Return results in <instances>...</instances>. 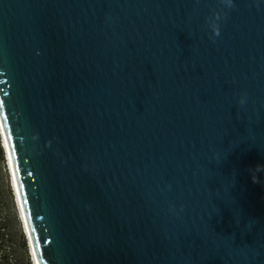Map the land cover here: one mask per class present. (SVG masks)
I'll return each instance as SVG.
<instances>
[{"label": "water", "instance_id": "water-1", "mask_svg": "<svg viewBox=\"0 0 264 264\" xmlns=\"http://www.w3.org/2000/svg\"><path fill=\"white\" fill-rule=\"evenodd\" d=\"M0 128L37 264H264V0H0Z\"/></svg>", "mask_w": 264, "mask_h": 264}, {"label": "trees", "instance_id": "trees-1", "mask_svg": "<svg viewBox=\"0 0 264 264\" xmlns=\"http://www.w3.org/2000/svg\"><path fill=\"white\" fill-rule=\"evenodd\" d=\"M4 149L0 137V264H16L13 259V255L17 254L16 249L18 252L27 254L29 242L25 236L26 233L22 231L21 226L17 222L16 211L14 210L12 218H10V210H5L7 208V201L14 202L12 188L8 182H5L1 172V166L4 167L3 164L5 163L6 156ZM7 209L10 208L8 207ZM14 241L17 243L14 244ZM27 264H31L29 257H27Z\"/></svg>", "mask_w": 264, "mask_h": 264}, {"label": "rangeland", "instance_id": "rangeland-1", "mask_svg": "<svg viewBox=\"0 0 264 264\" xmlns=\"http://www.w3.org/2000/svg\"><path fill=\"white\" fill-rule=\"evenodd\" d=\"M0 137H1V144H3V146L5 148L4 152H5V155H6L5 156V163L3 164L4 167L1 166V172H2V174L4 176L5 182H8V184L12 188L13 202H14V203H11L10 201L9 202L7 201V208L9 207L10 209L6 208L5 210H10V215H9L10 218H12V214L14 213V210L16 211L17 222L21 226L22 231L24 233H26L25 236L28 238L27 229L25 227L24 218H23V215H22L21 205H20V202H19V199H18V195H17V192H16V187H15V181H14V177H13L11 161L9 160V154L7 153L8 150H7V147L5 145V139H4V136H3L1 128H0ZM19 225H18V228H19ZM28 242H29V244H28L29 245V247H28L29 249H28V253H27L28 256H27V254L18 252V250L16 249L17 254L13 255V259H14L16 264H27V257H29V259L31 261V264H36L29 238H28ZM16 243L17 242L14 241V244H16Z\"/></svg>", "mask_w": 264, "mask_h": 264}, {"label": "bare ground", "instance_id": "bare-ground-1", "mask_svg": "<svg viewBox=\"0 0 264 264\" xmlns=\"http://www.w3.org/2000/svg\"><path fill=\"white\" fill-rule=\"evenodd\" d=\"M34 252V251H33ZM34 254V253H33ZM34 259H35V256H34ZM35 262H36V264H37V261H36V259H35Z\"/></svg>", "mask_w": 264, "mask_h": 264}]
</instances>
